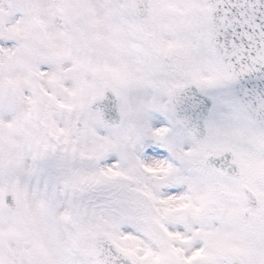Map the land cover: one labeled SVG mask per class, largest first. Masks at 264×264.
I'll return each mask as SVG.
<instances>
[{"label":"snow or ice","instance_id":"obj_1","mask_svg":"<svg viewBox=\"0 0 264 264\" xmlns=\"http://www.w3.org/2000/svg\"><path fill=\"white\" fill-rule=\"evenodd\" d=\"M0 264H264V0H0Z\"/></svg>","mask_w":264,"mask_h":264}]
</instances>
